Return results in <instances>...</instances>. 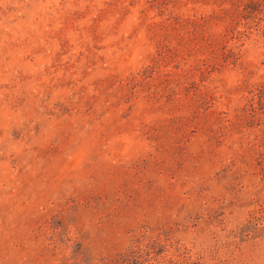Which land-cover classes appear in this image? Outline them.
<instances>
[{
    "label": "rangeland",
    "instance_id": "obj_1",
    "mask_svg": "<svg viewBox=\"0 0 264 264\" xmlns=\"http://www.w3.org/2000/svg\"><path fill=\"white\" fill-rule=\"evenodd\" d=\"M0 264H264V0H0Z\"/></svg>",
    "mask_w": 264,
    "mask_h": 264
}]
</instances>
